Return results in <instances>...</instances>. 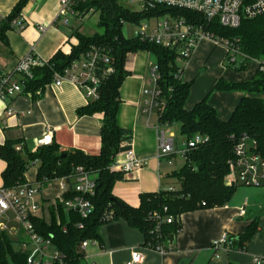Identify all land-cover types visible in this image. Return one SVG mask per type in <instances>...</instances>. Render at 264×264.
Here are the masks:
<instances>
[{
  "label": "trees",
  "instance_id": "trees-1",
  "mask_svg": "<svg viewBox=\"0 0 264 264\" xmlns=\"http://www.w3.org/2000/svg\"><path fill=\"white\" fill-rule=\"evenodd\" d=\"M28 1L18 0L12 12L0 19L1 42H7L6 30ZM71 6L75 15L81 18L90 12H98L96 25L100 32L87 35L75 30L72 34L78 43L73 45L68 54L58 50L44 65L33 68L32 77L21 79L22 93L32 98L41 96L45 85L53 81L56 74H62L92 46L107 52L112 59L114 72L101 79L98 98L89 99L85 106L76 110L78 116L102 114L99 153L88 155L80 150H62L53 142L38 146L31 152H22V140H7L0 144V159L6 163L1 173L5 188L28 182L25 172L36 164L35 181L39 183V189L55 178L71 175L78 166L95 177V193L89 198L93 210L86 218H81L76 211L66 209L60 202L51 208L49 223L40 217L31 218L36 232L49 238L52 246L60 253L61 259L52 264H86L81 242L85 239L98 241V228L104 223L101 216L107 209L113 211L114 219L123 218L130 226L138 229L145 243L163 246L164 240L171 238L180 229L177 221L179 214L198 208L223 206L233 196L238 186L227 184L226 176L229 172L228 163L233 156V145L240 136L247 135L252 139L256 143L257 152L264 156V98L259 96L264 92V73L256 70L247 81H216L214 88L217 90L243 93L229 118L221 120L206 98L191 108L186 107L191 83L183 81V67L176 61L177 55L173 49L136 37L127 38L122 32L125 23H136L145 17L169 10L189 20L197 19L198 14L162 6L152 11H134L124 5L123 0H71ZM207 27L215 35L238 38L241 52L249 59L264 56V15L243 18L236 28L223 27L215 22L208 23ZM139 50L147 51L155 57L159 75L157 86L160 90L153 109L157 122L169 127L179 124V132L185 140L197 134L206 140L191 148L183 166L169 174L178 181V188L168 187L155 193H143L139 205L133 207L113 195L112 185L122 174L112 170L110 165L119 153L121 144L131 139V130L117 122L121 103L119 89L125 77L130 74L124 68L127 53ZM97 66L100 72L106 64L99 62ZM244 66L245 63H242L239 68ZM24 156L27 160L23 159ZM165 214L173 217L170 223L159 221ZM258 229V217H255L242 233L229 235V249L245 250ZM14 242L17 241L7 232L0 231V264H28L26 253L20 246L16 247Z\"/></svg>",
  "mask_w": 264,
  "mask_h": 264
},
{
  "label": "crops",
  "instance_id": "crops-1",
  "mask_svg": "<svg viewBox=\"0 0 264 264\" xmlns=\"http://www.w3.org/2000/svg\"><path fill=\"white\" fill-rule=\"evenodd\" d=\"M17 1L0 0V19L12 12ZM60 3L61 0H29L25 4L16 18L22 20L21 26L12 21L11 27L5 32L7 42L0 41V68L12 72L18 59L31 48L43 60L50 59L58 50L65 54L71 51L73 45L78 43L72 33L77 29L84 33L82 21L88 14L83 18L76 15L60 16ZM39 24L46 25L42 33L37 30ZM125 37L131 38L134 35ZM224 50L221 45L203 38L195 45L187 60L180 63L183 67V81L191 83L186 107L191 108L206 98L221 120L229 118L243 93L221 92L209 97L204 88L208 90L211 83H216L219 79L247 81L246 78L230 80L227 77L231 75L222 67ZM215 51L219 55L210 59ZM211 61L215 62L214 68ZM154 63L155 57L147 51L127 53L124 68L130 74L125 77L119 89L121 103L117 122L131 130V139L121 144L119 153L131 146L136 157L145 160L146 164L116 179L112 185V193L118 200L133 207L139 205L140 195L143 193H155L175 187L172 183L174 179L169 176L172 171L165 161L166 157H157V134L154 127L157 118L156 121L153 118L156 114H152L147 122L145 111L146 96L142 89L148 86L150 67ZM201 67L207 69L204 74L200 73ZM14 77L18 78L17 75ZM87 103L85 88L69 80H63L59 87L51 81L37 98L20 93L0 100V144L7 140H22V152H31L38 147L37 141L45 130L51 128L52 142L60 149L80 150L88 155H96L101 145L102 114L78 116L76 110ZM7 106L14 110L10 116L5 113ZM5 166V161L0 159V187L3 186L1 173ZM30 169H33L32 172H29ZM36 169L37 164L30 166L25 172L29 183L37 184ZM62 182L60 178H55L36 194L38 217L46 223L51 221V208L56 207L63 194ZM47 188H51V191L44 196V189ZM243 205L245 212L238 215L237 208ZM261 213L264 217V200L250 198L242 203L234 202L233 199L223 206L182 212L177 220L180 229L171 238L164 240L162 251L157 250V246L145 243L143 234L125 219L116 218L99 226V239L96 244L86 246L84 259L86 264H125L129 261L131 252L136 250L144 255V264H264V224H260ZM255 217H258L259 229L251 237L245 250H215L211 247V242L224 233L233 236L242 233ZM19 234L23 232L19 231ZM253 257L260 258L261 262H254Z\"/></svg>",
  "mask_w": 264,
  "mask_h": 264
},
{
  "label": "built area",
  "instance_id": "built-area-1",
  "mask_svg": "<svg viewBox=\"0 0 264 264\" xmlns=\"http://www.w3.org/2000/svg\"><path fill=\"white\" fill-rule=\"evenodd\" d=\"M138 7L136 11L154 10L158 6L166 8L184 9L192 11L199 15L196 19L189 20L183 15L175 14L169 10L159 15L145 17L136 23L133 30L134 37L142 41H150L160 44L161 46L173 49L176 52V61L184 62L191 54L199 40L207 38L223 46L226 50V57L230 63L236 64L233 54H240L244 58L242 63L250 60L239 47L238 38L221 37L215 35L208 29L207 24L215 22L216 24L236 28L243 18H254L264 15V0H130ZM76 12L71 6V0H61L58 15L73 16ZM14 24L21 26L22 20H13ZM46 29L45 24H39L37 30L42 33ZM46 60L37 56L33 49L18 59L12 72H6L0 68V100L13 97L22 93L23 83L21 79L33 76L32 70L36 66L44 65ZM103 62L106 67L99 72L98 63ZM181 66V65H180ZM257 70L264 73V62H259ZM114 72L112 59L107 52L92 46L90 50L77 61L72 62L62 74H56L53 84L57 87L63 80H69L79 87L85 88V97L97 99L99 96L98 86L103 77ZM17 75L16 79L14 76ZM159 75L157 65L154 63L150 67L149 83L142 89L146 96L145 111L147 113V122L150 121L154 114V107L160 95L157 86ZM264 98V92L259 94ZM5 113L10 116L14 110L7 106ZM155 130L157 134V157H170L181 154L184 157L187 152L206 140L202 135L179 141L176 135L168 130L167 124L156 122ZM53 139V131L47 128L42 136L38 139L37 145L44 146L50 144ZM19 149V146H16ZM118 156V158H117ZM110 168L121 174H128L142 168L145 160L136 157L131 146H127L118 153ZM229 172L226 176V183L229 185L245 186H264V156L256 150V143L247 135L240 136L233 145V156L228 163ZM63 180L61 189L63 194L59 198L66 209L76 211L81 218H86L93 210V204L90 197L95 193V177L89 174L82 167H76L71 175L60 178ZM169 189H173L169 187ZM39 191V183L32 184L24 182L13 188L0 187V219L6 218L7 222L0 221V231H5L15 239L20 249L26 253L28 264H52L53 261L59 260L60 253L56 250L49 238L36 232L31 221L32 217H38L39 204L36 201V194ZM204 205V203H202ZM166 208H164V211ZM245 212L244 205L237 208L238 215ZM10 213V215H8ZM114 219L113 211L107 209L101 216L104 222ZM170 223L173 220L171 215H162L159 221ZM158 226V225H157ZM22 231L23 234H19ZM93 239H85L81 242V248L84 250L89 244H96ZM229 235L224 233L218 239L211 242V247L215 250L229 249ZM163 247L158 245L157 250L162 251ZM253 261L260 263L261 259L253 257ZM125 264H144V255L136 250L131 252L129 261Z\"/></svg>",
  "mask_w": 264,
  "mask_h": 264
},
{
  "label": "rangeland",
  "instance_id": "rangeland-1",
  "mask_svg": "<svg viewBox=\"0 0 264 264\" xmlns=\"http://www.w3.org/2000/svg\"><path fill=\"white\" fill-rule=\"evenodd\" d=\"M123 4L127 5L130 9L136 11V8L138 7L135 3L131 2L130 0H123ZM98 19V12H90L87 17L82 21V28L84 31V34L90 35L96 31L100 32V29L97 27L96 22ZM136 28L134 24L131 23H125L122 28V32L125 36H130L133 34V30ZM223 47V46H222ZM219 52L216 53L213 52L210 56V59L214 58L215 56H218ZM236 59V64H232L229 61V58L226 57V50H224V56H223V70L229 72L231 77L230 80H234L235 78H246V80H250L253 75L256 72L257 66L259 62H264V56L258 57V58H251L250 60H247L245 62L244 68H239L240 62L244 60L242 55L240 54H233ZM219 59V58H218ZM212 67H215V62H212ZM207 71L205 67L200 68V73L204 74ZM215 82L211 83L208 90L204 88L205 91H207V95L210 97L211 95L215 93H221V92H232V93H238L237 91H229V90H217L214 88ZM153 118L156 121V116L154 115ZM154 121V122H155ZM157 122V121H156ZM171 130L175 135L176 139L179 141H183L184 137L179 132V124H172V126L168 129ZM165 161L168 163L169 170H179L180 167L183 166L185 162V157L181 154L172 155L170 157H166ZM33 169H30L29 172H32ZM174 184V188H178L179 183L176 179L172 182ZM237 189L233 196L228 201L231 202V200L234 199V202H244L245 199L250 198L251 200L256 201H263L264 200V186H245V185H237ZM51 191V188L44 189L43 195H48ZM10 215V213H8ZM263 213L260 214L262 216ZM0 221L7 222L6 218H1ZM8 223V222H7ZM260 224H264V217H260ZM13 239H17L18 237H21L19 235L12 236ZM14 245L17 247L19 244L17 242H14Z\"/></svg>",
  "mask_w": 264,
  "mask_h": 264
},
{
  "label": "water",
  "instance_id": "water-1",
  "mask_svg": "<svg viewBox=\"0 0 264 264\" xmlns=\"http://www.w3.org/2000/svg\"><path fill=\"white\" fill-rule=\"evenodd\" d=\"M62 155L65 156V153H63ZM23 159H24V160H27V157L24 156ZM13 240L16 241L15 239H13Z\"/></svg>",
  "mask_w": 264,
  "mask_h": 264
}]
</instances>
